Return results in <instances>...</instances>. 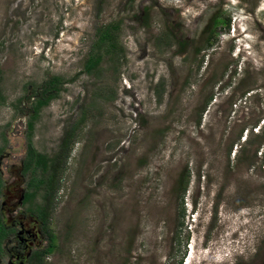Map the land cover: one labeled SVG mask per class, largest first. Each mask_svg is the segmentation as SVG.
<instances>
[{
  "label": "rangeland",
  "instance_id": "rangeland-1",
  "mask_svg": "<svg viewBox=\"0 0 264 264\" xmlns=\"http://www.w3.org/2000/svg\"><path fill=\"white\" fill-rule=\"evenodd\" d=\"M0 148V264H264V0H0Z\"/></svg>",
  "mask_w": 264,
  "mask_h": 264
},
{
  "label": "trees",
  "instance_id": "trees-1",
  "mask_svg": "<svg viewBox=\"0 0 264 264\" xmlns=\"http://www.w3.org/2000/svg\"><path fill=\"white\" fill-rule=\"evenodd\" d=\"M116 29L114 25L107 23L106 25L101 26L98 28L97 32V39L95 45L100 47L101 45L108 46L106 52H110L109 61L111 62V66L115 69L116 64V56L120 54V49L116 47L117 40H116ZM198 50V49H197ZM100 62L101 57L98 54H91L88 59L84 63V68L86 72L90 75L98 76L100 69ZM56 81L55 78L50 79L51 85L54 84ZM50 85V86H51ZM36 101L33 104L31 110V116L37 113L38 108L47 102L48 97H45L44 93H40L36 97ZM31 118V117H30ZM81 120H78L76 123H72L67 129L63 131V134L60 138V142L58 144L57 150L51 155L46 156L44 154H39L35 152L31 145H28V150L26 156L23 160V172H27L29 169L31 170L30 178H29V185L28 190L24 192V199L30 200L33 197V193L37 191L38 187L41 186L42 195H41V203L35 209L36 214L35 216L41 222L42 225V232L47 236L50 237V233H48L45 229V225L47 222L48 211L51 208L53 202V196L58 185V178L60 174V170L66 163V160L69 157L70 153V144L74 139L75 130L78 128V123ZM27 126L31 128V121H27ZM0 148V152H1ZM2 185V179L0 176V190ZM33 189L34 191L30 193V190ZM9 231L8 228L5 227L4 223L0 217V241L4 238V236ZM49 246H52L49 243ZM39 253H44V250L38 251L35 255Z\"/></svg>",
  "mask_w": 264,
  "mask_h": 264
}]
</instances>
